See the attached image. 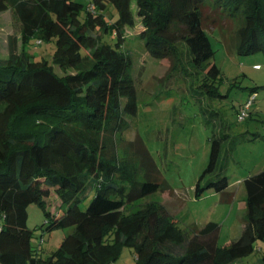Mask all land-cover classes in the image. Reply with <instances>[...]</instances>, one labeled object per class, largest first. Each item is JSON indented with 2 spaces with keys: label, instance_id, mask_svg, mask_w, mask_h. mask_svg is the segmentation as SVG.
<instances>
[{
  "label": "trees",
  "instance_id": "16d2710c",
  "mask_svg": "<svg viewBox=\"0 0 264 264\" xmlns=\"http://www.w3.org/2000/svg\"><path fill=\"white\" fill-rule=\"evenodd\" d=\"M108 3L116 16L106 17ZM7 8L20 21L22 50L0 57V264H111L124 247L133 248L134 264H231L264 243V168L242 178L240 235L219 246L216 222L189 231L160 202L133 209L169 185L139 135L117 143L137 111L132 58L121 47L125 26L139 23L147 52L169 59L168 74H188L183 50L200 87L222 96L208 11L239 18L238 53H264V0H0V11ZM106 33L115 40L104 41ZM36 39L53 40L51 58H34ZM222 139H211L195 196L228 185ZM30 203L43 212V231L72 226L45 255L26 224ZM257 250L251 264H264V247Z\"/></svg>",
  "mask_w": 264,
  "mask_h": 264
},
{
  "label": "rangeland",
  "instance_id": "374dc122",
  "mask_svg": "<svg viewBox=\"0 0 264 264\" xmlns=\"http://www.w3.org/2000/svg\"><path fill=\"white\" fill-rule=\"evenodd\" d=\"M104 13L107 18L117 15L109 3ZM208 14L204 25L214 49L210 61L219 67L223 76L219 86L222 96L208 95L200 87L201 76L188 65L183 50L181 60L188 74L179 70L168 74L169 59H157L147 52L138 35L139 23L123 28L121 47L132 58L137 111L129 117V126L117 143L119 148L124 147L128 139L139 135L169 185L140 198L133 209L148 201L160 202L176 223L189 231L192 224L201 227L208 221L216 222V242L223 246L238 238L243 226L242 178L264 168V53L241 54L235 50L237 16L211 11ZM103 40L113 42L115 36L106 33ZM38 41L30 45L34 58H51L53 40ZM21 50L20 21L10 8L0 11V57L7 58ZM54 69L63 73L56 65ZM253 86H257L253 92L255 97L247 116L240 120L237 112L252 94ZM213 137H223L219 161L224 163L223 174L228 185L223 190L209 187L195 196L194 186L208 162ZM43 221L41 208L30 203L26 224L34 228L32 243L45 255L57 248L62 237L72 231V226L47 232L39 227ZM259 246L264 247V243L258 241L250 254L231 264L255 263L260 257ZM134 263L133 248L124 247L111 264Z\"/></svg>",
  "mask_w": 264,
  "mask_h": 264
},
{
  "label": "built area",
  "instance_id": "2783aa9c",
  "mask_svg": "<svg viewBox=\"0 0 264 264\" xmlns=\"http://www.w3.org/2000/svg\"><path fill=\"white\" fill-rule=\"evenodd\" d=\"M254 97H255V93H252L250 97H248V99L245 101V103L240 107V109L237 112L238 119L242 120L247 116L248 108L250 107Z\"/></svg>",
  "mask_w": 264,
  "mask_h": 264
}]
</instances>
